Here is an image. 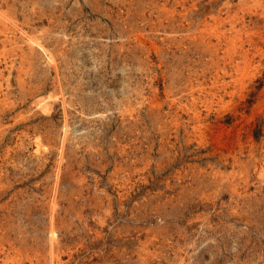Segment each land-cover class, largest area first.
<instances>
[{
    "label": "rangeland",
    "instance_id": "1",
    "mask_svg": "<svg viewBox=\"0 0 264 264\" xmlns=\"http://www.w3.org/2000/svg\"><path fill=\"white\" fill-rule=\"evenodd\" d=\"M0 264H264V0H0Z\"/></svg>",
    "mask_w": 264,
    "mask_h": 264
}]
</instances>
